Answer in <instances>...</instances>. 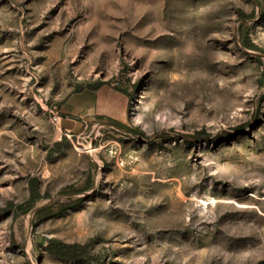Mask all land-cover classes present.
Returning a JSON list of instances; mask_svg holds the SVG:
<instances>
[{
  "label": "rangeland",
  "instance_id": "1",
  "mask_svg": "<svg viewBox=\"0 0 264 264\" xmlns=\"http://www.w3.org/2000/svg\"><path fill=\"white\" fill-rule=\"evenodd\" d=\"M0 264H264V0H0Z\"/></svg>",
  "mask_w": 264,
  "mask_h": 264
},
{
  "label": "crops",
  "instance_id": "2",
  "mask_svg": "<svg viewBox=\"0 0 264 264\" xmlns=\"http://www.w3.org/2000/svg\"><path fill=\"white\" fill-rule=\"evenodd\" d=\"M128 99L125 94L112 93L102 87L98 90L85 88L72 94L60 108L59 125L65 134L76 135L86 128L89 120L106 116L121 120L127 111Z\"/></svg>",
  "mask_w": 264,
  "mask_h": 264
},
{
  "label": "trees",
  "instance_id": "3",
  "mask_svg": "<svg viewBox=\"0 0 264 264\" xmlns=\"http://www.w3.org/2000/svg\"><path fill=\"white\" fill-rule=\"evenodd\" d=\"M249 47L254 48L259 50L260 47L254 44H248ZM102 87H106L105 83L99 82L95 86H90L87 87L92 90H98ZM85 88L79 89L77 92L82 91ZM102 119H107L115 122L118 126L124 127V124L119 121V120H114L113 118L106 117V116H99ZM30 190H31V195H30V200H29V205L30 208L35 204L37 200L42 198L41 194L39 193L38 189V181L37 180H31L30 183ZM21 209L23 208L22 206L20 207ZM27 209H22L23 211L28 210ZM47 249L49 253L53 256H56L61 259L65 260H78V259H83V258H89L90 260H93L90 255H89V247L88 245L85 244H80V243H66L64 241L58 240V239H51L49 240Z\"/></svg>",
  "mask_w": 264,
  "mask_h": 264
},
{
  "label": "built area",
  "instance_id": "4",
  "mask_svg": "<svg viewBox=\"0 0 264 264\" xmlns=\"http://www.w3.org/2000/svg\"><path fill=\"white\" fill-rule=\"evenodd\" d=\"M50 113H51V119L52 121L55 123V124H58L59 123V120L61 118L60 114L58 111L52 109L50 110Z\"/></svg>",
  "mask_w": 264,
  "mask_h": 264
}]
</instances>
